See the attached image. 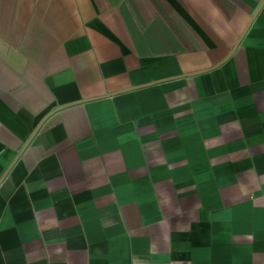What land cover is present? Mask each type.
Returning a JSON list of instances; mask_svg holds the SVG:
<instances>
[{"label":"crops","instance_id":"crops-1","mask_svg":"<svg viewBox=\"0 0 264 264\" xmlns=\"http://www.w3.org/2000/svg\"><path fill=\"white\" fill-rule=\"evenodd\" d=\"M0 264H264V0H0Z\"/></svg>","mask_w":264,"mask_h":264}]
</instances>
